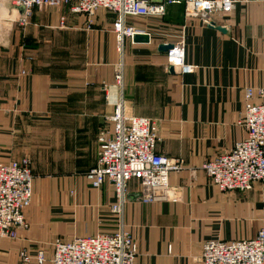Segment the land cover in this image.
Wrapping results in <instances>:
<instances>
[{
	"label": "crops",
	"instance_id": "crops-1",
	"mask_svg": "<svg viewBox=\"0 0 264 264\" xmlns=\"http://www.w3.org/2000/svg\"><path fill=\"white\" fill-rule=\"evenodd\" d=\"M14 1L0 0V164L28 157L34 174L61 175H33L28 230L16 241L0 240V264H20L22 249L33 255L43 248L50 257L56 238L116 231L113 187L105 182L93 189L85 174L118 101L126 114L157 122V153L185 162L169 177L172 201L142 203L137 182L128 184L122 221L137 245L135 264H201L205 241L256 235L264 226V185L222 193L200 166L246 136L244 90L264 86V0H234L229 14L214 15L225 33L199 18L185 20L182 5L166 6L162 18H130L150 42L125 40L121 52L114 17L105 11L95 13L89 30L86 17L68 15L66 7L35 10L30 25L21 27ZM63 15L65 28L58 29ZM180 38L186 62L195 66L186 75L170 74L165 53L157 51ZM117 64L123 67L120 88L113 77Z\"/></svg>",
	"mask_w": 264,
	"mask_h": 264
},
{
	"label": "built area",
	"instance_id": "built-area-1",
	"mask_svg": "<svg viewBox=\"0 0 264 264\" xmlns=\"http://www.w3.org/2000/svg\"><path fill=\"white\" fill-rule=\"evenodd\" d=\"M234 3V0H15L14 6L22 10L17 20L21 27L30 25L35 10L66 7L68 15L86 17L89 30L95 13L105 11L114 17L112 33L116 49L121 52L125 40L132 42L135 35H149L144 29L130 25V18H162L166 6L182 5L185 20L199 18L208 25L214 15L229 14ZM65 23L66 16H60L56 28H65ZM171 44L172 49L165 53L166 69L172 68L180 75L192 73L195 66L185 60L183 39ZM113 77L115 86L120 88L122 64L114 67ZM102 89L106 91L107 86ZM243 98L241 124L245 138L200 166L222 193L248 192L256 184L264 185V86L245 88ZM254 98L259 101L253 102ZM107 120L111 129L99 134V155L85 179L96 190L105 182L113 187L115 202L110 211L119 218L116 231L70 240L56 238L49 245L50 257L43 248L33 255L22 249L18 252L20 264H135L137 245L122 221L128 184L137 182L142 203L172 201L174 191L169 177L184 170L185 162L157 153L160 141L157 122L126 114L122 101L113 104ZM33 181L28 157L0 164V240L16 241L19 231L28 230L25 211L32 202ZM70 194L74 195L72 191ZM200 251L201 264H264V226L252 239L208 240Z\"/></svg>",
	"mask_w": 264,
	"mask_h": 264
},
{
	"label": "water",
	"instance_id": "water-1",
	"mask_svg": "<svg viewBox=\"0 0 264 264\" xmlns=\"http://www.w3.org/2000/svg\"><path fill=\"white\" fill-rule=\"evenodd\" d=\"M19 11L22 12L21 9H19ZM207 26L209 28L215 29V30L220 31L222 33H225V31H226L225 28L216 26L214 22H210V24H208ZM132 42L134 44H148L150 42V37H149V35H135L133 37ZM172 47H173L172 44H165V43L164 44H160L157 47V51L159 53H166L167 51H169L170 49H172ZM168 72L170 74H173L172 68H169L168 69Z\"/></svg>",
	"mask_w": 264,
	"mask_h": 264
},
{
	"label": "rangeland",
	"instance_id": "rangeland-1",
	"mask_svg": "<svg viewBox=\"0 0 264 264\" xmlns=\"http://www.w3.org/2000/svg\"><path fill=\"white\" fill-rule=\"evenodd\" d=\"M174 7H176V6H172V8H174ZM171 8V7H170ZM46 20H48V17H46ZM137 21H139V20H137ZM30 159V158H29ZM31 161V160H30ZM31 163H32V161H31ZM32 171V170H31ZM32 175H38V176H40V177H42V176H44V177H48V178H53V177H55V176H58V175H61V174H55V173H33V171H32ZM83 174H81V176H82ZM33 180H34V176H33ZM33 190H34V187H33ZM47 253H48V255L50 254V252H49V250H47Z\"/></svg>",
	"mask_w": 264,
	"mask_h": 264
}]
</instances>
